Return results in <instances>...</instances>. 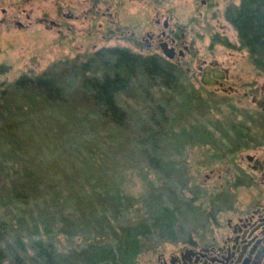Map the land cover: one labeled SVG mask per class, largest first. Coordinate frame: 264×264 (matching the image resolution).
Segmentation results:
<instances>
[{
  "label": "rangeland",
  "instance_id": "374dc122",
  "mask_svg": "<svg viewBox=\"0 0 264 264\" xmlns=\"http://www.w3.org/2000/svg\"><path fill=\"white\" fill-rule=\"evenodd\" d=\"M203 1L97 0L94 8V0H0V68H7L0 73V90L22 74L46 72L56 81L79 133L63 145L51 133L45 136L38 150L44 159L42 168L56 182H66L69 190L78 184L91 207L100 216L107 215L112 228L102 222L105 228L97 229L109 235L107 241L113 237V227L125 222L113 220L114 207L121 208V215L128 210L125 225L133 223L139 232L132 264H153L159 253L175 248L193 229L201 233V225L213 226L215 221L225 228L228 218L234 220L264 200V185L248 183L251 175L258 180L260 172L245 160L246 154L264 159V128L257 106L243 96L248 84L264 85V73L239 47L237 33L224 17L226 7L240 0ZM166 18L170 28H183L189 47L180 60L185 72L180 88L172 93L138 77L136 85L115 95L125 111V124L102 120L83 79L103 77L108 49L160 53L153 45L145 46L146 34H157ZM214 37L221 42L213 41ZM201 60L214 61L227 71L223 87L232 85L235 93L228 95L201 83ZM156 106H161L164 120L155 165L137 142L140 126L149 121ZM75 137L86 141L78 146ZM150 147L145 145L148 153ZM6 153L0 147V207L7 205L14 224L8 234L10 244L15 242L18 224L28 227L26 252L20 253L24 264H36L32 242L46 229L53 236L56 264H87V236L83 235L87 229L73 225L72 199L60 207L55 203V186L36 191V199L27 204L4 201L9 183L24 174L20 162ZM74 179L77 182L72 183ZM109 245L116 250L117 240Z\"/></svg>",
  "mask_w": 264,
  "mask_h": 264
},
{
  "label": "trees",
  "instance_id": "16d2710c",
  "mask_svg": "<svg viewBox=\"0 0 264 264\" xmlns=\"http://www.w3.org/2000/svg\"><path fill=\"white\" fill-rule=\"evenodd\" d=\"M224 17L235 29L239 47L248 52L253 66L264 73V0H240L237 5L226 7ZM107 51L108 70L103 77H86L82 84L93 105L99 110L102 120L117 126L125 124L126 114L116 103L115 95L131 85H136L138 77L144 78L151 85L158 84L172 93L180 88V76L185 77L183 70L157 54L142 55L124 48H111ZM4 71L7 68H0V73ZM68 105L62 89L46 72L34 76L22 74L0 90V147L16 159L15 161L20 162L24 173L9 183L7 191L2 194L3 199L10 204H27L30 199H36V191L52 189L55 186V203L60 207L59 205L72 199L75 210L73 225L87 229V233L83 234L87 236V264H96L99 261L100 264H132L138 253L139 232L133 223L125 225L128 210L121 215V208L114 207L113 220L125 222L120 223L118 228L113 227L114 234L110 241L106 237L109 235L98 232L100 235L94 236L96 234L92 232L97 233V229L102 230L106 224L112 226L107 215L102 213L100 216L91 207L88 196L78 184H72L73 187L69 190L66 182H56L42 168L44 159L39 157L38 150L45 136L51 133L55 142L63 145L64 141H71L72 136L79 133L75 129L74 116L68 111ZM151 109L149 121L140 126L137 143L141 153L156 165L160 159L158 136L164 116L161 106ZM75 139L78 146L86 141L76 137ZM148 144L151 146L150 153L145 148ZM243 149L240 147V150ZM73 155L78 158L75 152ZM75 182L76 179L72 181ZM3 208L5 209L2 211ZM7 211V205H1L0 264H24L20 253L26 252L24 238L28 237V227L23 229L18 224L15 242L10 244L8 234L13 230L14 224ZM102 222L105 225H101ZM39 234L40 238L32 242L35 263L56 264L53 236H50L47 229ZM114 240H117L118 247L113 251L109 242Z\"/></svg>",
  "mask_w": 264,
  "mask_h": 264
},
{
  "label": "flooded vegetation",
  "instance_id": "af4514ba",
  "mask_svg": "<svg viewBox=\"0 0 264 264\" xmlns=\"http://www.w3.org/2000/svg\"><path fill=\"white\" fill-rule=\"evenodd\" d=\"M97 4V0H94V8H96ZM156 23H160V19H156ZM53 24L57 26L60 25L58 23ZM164 24H167V26H164ZM18 25L22 24L18 23ZM162 25L163 29L157 34L151 32L146 34L147 42L145 46L150 48V46L153 45L160 50V44L166 42L168 46L174 48L173 58L168 59L161 51L157 53V55L180 68V60L184 58L185 53H189V47L184 38L183 28H179L178 26L170 28L168 18L163 21ZM213 41L218 40L214 37ZM222 42L228 44L226 39H223ZM214 70L221 71L214 61L207 64H205L204 60L199 61L198 73L201 78L203 76L213 77V86L225 90L228 95L235 93L236 89L232 85H229L227 89L223 87L224 81L229 78L227 71L222 70V76L215 77ZM248 85L250 88L243 93V96L250 97L251 101L257 106L259 110V122L264 128V85L259 87L253 84ZM260 93L262 94L261 97L257 98V94ZM248 165L256 172H260L258 180L252 175L249 176V185L255 184L258 188H261L260 184L264 185V159L260 160L254 155L253 161L248 163ZM201 227V233H196V229H193L184 236L183 239L181 238L177 241L179 244L176 245L175 248L167 253H159L157 261L153 264L263 263L264 200H258L245 213L237 215L234 220L228 218L225 228H221L216 221L213 226L212 224L210 225V223H204Z\"/></svg>",
  "mask_w": 264,
  "mask_h": 264
},
{
  "label": "water",
  "instance_id": "95a60500",
  "mask_svg": "<svg viewBox=\"0 0 264 264\" xmlns=\"http://www.w3.org/2000/svg\"><path fill=\"white\" fill-rule=\"evenodd\" d=\"M50 23L53 24L54 22L51 21ZM164 26H167V24H164ZM160 51L168 59H171L174 56V48L168 46V44L166 42H163V43L160 44ZM181 53H182V51H181ZM214 76L215 77L222 76V72L214 70ZM200 81H201V83L206 84V85H212L213 82H214L213 77H210V76H203L200 79ZM253 159H254V155H252V154H246L245 155V160L248 163H251L253 161ZM262 264H264V260H263Z\"/></svg>",
  "mask_w": 264,
  "mask_h": 264
}]
</instances>
